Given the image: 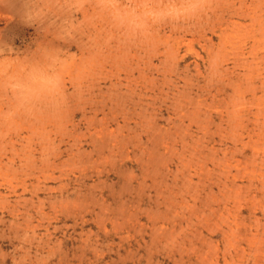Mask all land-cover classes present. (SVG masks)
Instances as JSON below:
<instances>
[{"label":"rangeland","instance_id":"374dc122","mask_svg":"<svg viewBox=\"0 0 264 264\" xmlns=\"http://www.w3.org/2000/svg\"><path fill=\"white\" fill-rule=\"evenodd\" d=\"M103 30L77 36L63 105L0 121L7 264H264V0Z\"/></svg>","mask_w":264,"mask_h":264},{"label":"clouds","instance_id":"9594fccd","mask_svg":"<svg viewBox=\"0 0 264 264\" xmlns=\"http://www.w3.org/2000/svg\"><path fill=\"white\" fill-rule=\"evenodd\" d=\"M0 0L18 31L0 30V121L15 123L67 101L68 69L78 59L77 36L103 27L99 42L146 38L165 25H179L210 9L212 0ZM18 18V19H17ZM58 29L53 33V28ZM41 34L69 47L49 46ZM95 44L96 41L94 40ZM0 250V264H7Z\"/></svg>","mask_w":264,"mask_h":264}]
</instances>
